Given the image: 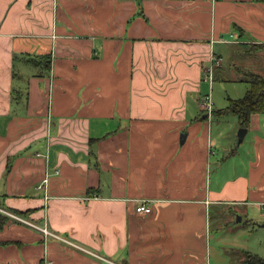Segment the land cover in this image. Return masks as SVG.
<instances>
[{"label": "crops", "instance_id": "0c3cea01", "mask_svg": "<svg viewBox=\"0 0 264 264\" xmlns=\"http://www.w3.org/2000/svg\"><path fill=\"white\" fill-rule=\"evenodd\" d=\"M251 44L264 0H0V208L81 247L0 210V264H210L209 207L264 209V112L241 157L201 107L211 55L245 90L264 73Z\"/></svg>", "mask_w": 264, "mask_h": 264}, {"label": "rangeland", "instance_id": "374dc122", "mask_svg": "<svg viewBox=\"0 0 264 264\" xmlns=\"http://www.w3.org/2000/svg\"><path fill=\"white\" fill-rule=\"evenodd\" d=\"M253 45L261 44L246 46L252 53L261 50V48H252L251 46ZM224 53V60H222L221 56H218L221 57V61L217 65L222 64L224 67L221 71L217 70L218 72L214 73L212 82L211 98L215 109L225 107L228 104V98L236 99L243 96L246 92L243 82L233 81L234 78L231 79L232 72L227 65L230 63V60L226 59V51ZM246 72V76L253 73L250 71ZM226 75L230 81H226V78H228ZM230 117L236 116L228 114L221 117L213 115L212 117L213 138L215 141L222 142L225 146L226 125L229 124L226 123V119ZM218 150L212 158L215 162L210 167L213 173L219 167L221 168L222 163L226 159L224 157L226 155V148L223 147V151H220V148ZM236 151L241 157H246L247 154L251 153V151H248L247 138L237 144ZM222 153L224 156H222ZM230 163H233L232 159L227 164ZM219 183L222 184L223 181L220 179ZM244 208L248 210L246 213L240 211ZM206 221L207 245L204 257L208 259L210 264H238V258L244 250L264 258V227L262 226L264 224V209L260 210L251 203L247 207L244 204L237 206L211 205L207 211ZM201 240L204 241V237H201Z\"/></svg>", "mask_w": 264, "mask_h": 264}, {"label": "trees", "instance_id": "16d2710c", "mask_svg": "<svg viewBox=\"0 0 264 264\" xmlns=\"http://www.w3.org/2000/svg\"><path fill=\"white\" fill-rule=\"evenodd\" d=\"M257 46V47H255ZM252 48H261L264 50V44L253 45ZM249 84L245 94L236 99H228V104L216 111L214 115L233 114L237 117L238 124L241 127H246L249 123L250 116L253 113L264 112V73H251L247 75ZM6 216L0 214V227L3 225ZM239 264H264V258L250 251H242V257Z\"/></svg>", "mask_w": 264, "mask_h": 264}, {"label": "built area", "instance_id": "2783aa9c", "mask_svg": "<svg viewBox=\"0 0 264 264\" xmlns=\"http://www.w3.org/2000/svg\"><path fill=\"white\" fill-rule=\"evenodd\" d=\"M221 61V57H218L216 55H211L210 57V63L208 65V67L206 68L205 71V78L209 83V92L203 97L202 101H201V107L203 109V111L208 115L211 116L212 111H213V101L211 98V87H212V82H213V77H214V69L215 67L220 63ZM52 171L54 173H57V169H52ZM52 172L51 170L49 171V169L46 168V171L42 177V179L40 180V182L37 185V188L40 189L43 192V197L44 199L49 198V193H48V184H49V178L51 176ZM136 204H135V212L140 213V214H145V213H149L151 210V207L149 205V201L147 199H136L135 200ZM0 210L2 212H4L5 214L19 220L22 221L26 224H28L31 227L37 228L43 235V237H47V236H52L55 239H58L60 241L66 242L68 244L73 245L74 247L77 248H81L80 246H78L77 244L71 242L70 240H68L66 237L61 236L57 233H54L52 231H50V229H48V227L45 225L43 226H38L35 223H33L32 221L27 220L24 217H21L19 215H16L14 213L5 211L3 209L0 208ZM93 254V253H92ZM41 264H51L50 261L47 259V257H44Z\"/></svg>", "mask_w": 264, "mask_h": 264}, {"label": "water", "instance_id": "95a60500", "mask_svg": "<svg viewBox=\"0 0 264 264\" xmlns=\"http://www.w3.org/2000/svg\"><path fill=\"white\" fill-rule=\"evenodd\" d=\"M245 132H246V127L238 128V131H237V139H238L237 141H238V143H240L242 141ZM239 219H240V217H239ZM262 226L264 227V224Z\"/></svg>", "mask_w": 264, "mask_h": 264}]
</instances>
